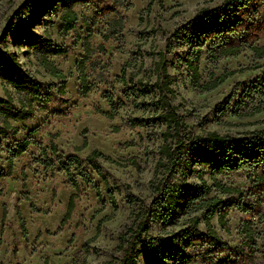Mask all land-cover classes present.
I'll use <instances>...</instances> for the list:
<instances>
[{"label": "rangeland", "instance_id": "obj_1", "mask_svg": "<svg viewBox=\"0 0 264 264\" xmlns=\"http://www.w3.org/2000/svg\"><path fill=\"white\" fill-rule=\"evenodd\" d=\"M224 1L226 0H161V5L156 1L152 2L149 10L147 6L150 0H98L94 5L77 4L73 7L78 18L76 26L65 36H60L57 25L62 3L59 0H0V59L10 58L8 68L0 65V101L11 98L9 108L18 109L24 94L20 84L39 85L42 93L47 87H51L49 102L43 108H39V103H34L35 111L31 118L9 121L18 128L15 135L0 136L1 171L5 170L10 152L15 150L14 144L33 133V142L14 158L12 174L0 179V264H106L110 261L115 264L120 260L122 250L118 248V236L131 224V210L138 208L137 205L127 204L126 197L134 195L145 203L150 202L152 196L148 183L158 158L161 133L165 130L161 121H149L155 116L153 108L135 106L133 97L125 99L122 95L125 89L137 86V79L143 78L150 84L155 81L157 73L153 71V65L156 58L150 56L149 51H164L168 43L173 45L166 55L167 73L174 91L172 103L192 134L216 132L227 134L237 141L250 132L264 129V111L252 116H238L233 112L245 87L255 81H263L264 58L255 59L250 51H244L235 57L219 59L215 68H212L206 56L207 49L214 40L209 41L203 47L199 61L203 80L208 79L210 71L219 74L225 69L239 70L252 65H259V68L238 72L208 92H196L190 85V75L185 68L188 51L196 43L198 34L209 28L207 20L199 16L198 12L203 8L213 9ZM44 5L45 11L40 15L37 9ZM104 8H112L113 12L99 17L91 26L88 38L91 54L85 63V73L91 88L85 96H80L75 64L84 53L82 42L89 33V22ZM263 12L264 0H251L248 6L238 8L228 21L233 23L251 14L260 16ZM210 17L215 20L218 16L211 14ZM189 21L191 24H188ZM29 22L32 24L29 25ZM222 24V20H217L215 26ZM176 29L180 31L179 40L171 39ZM20 31L24 35L18 38ZM107 34L112 37L105 42L102 37ZM187 34H191V38L184 42ZM119 37L121 41L115 40ZM262 43L264 38L257 42ZM50 44L68 49L64 54L47 56L66 75L62 95L57 91L60 80L51 77L38 60L39 48ZM135 58L136 61L133 62ZM128 61L134 64L126 70L124 85L118 81V77L121 67ZM6 71L12 74L7 75ZM130 74H135L131 83ZM104 91L111 92L114 101L121 104L113 119L94 111L96 106L103 111L108 110L106 101L102 98ZM157 93V90L150 92L144 100L149 101ZM140 100L141 96L136 99L137 102ZM245 102L247 107H241L239 113L248 111L258 102L264 106V90L252 93ZM5 105L0 103V108ZM134 118L142 121L130 124L129 120ZM114 127L119 129L113 131ZM83 138L87 140L86 147L76 150ZM125 143H132V146L123 147ZM50 144H54L65 157L76 156L81 167L100 188L98 197L95 189L76 177L80 190L75 199V209L63 226H60V221L74 190L57 165V155L51 152ZM41 148L46 150L47 157L54 163L51 168L40 163L43 159ZM92 150L112 159L136 157L139 162L140 170H137L132 166L123 167L97 160L113 190L116 209L108 202L104 182L86 160ZM70 169L75 174L74 167L71 166ZM210 172L209 168L205 174L209 185L212 184ZM22 174L29 201L21 195ZM214 176L223 184L239 188L243 192L249 186L248 171L245 169L215 172ZM188 183L190 188L198 184L194 172L190 174ZM214 195L220 196L225 203L237 198L235 194L222 195L211 188L209 196ZM247 201L251 199L247 198ZM30 202L36 210L30 208ZM184 204L185 200L173 214L174 225H151L149 233L156 235L174 230L181 231L180 235H184L191 227L189 219L197 216V232L204 234L202 212L187 215L182 209ZM16 205L25 222L26 239L22 237L15 213ZM3 208L6 213L4 221ZM246 218L248 216L232 208L227 215V233L218 225L215 214L211 223L219 241L214 244H191L185 256L195 260L189 264H202V259L208 258L209 251L218 244L237 246L241 241L237 227ZM253 227L257 231V252L251 264H263L264 205L260 217L253 220ZM189 237V234L185 235L182 242ZM226 257L227 254L214 255L215 261ZM136 264H145L144 259L140 257Z\"/></svg>", "mask_w": 264, "mask_h": 264}, {"label": "trees", "instance_id": "obj_2", "mask_svg": "<svg viewBox=\"0 0 264 264\" xmlns=\"http://www.w3.org/2000/svg\"><path fill=\"white\" fill-rule=\"evenodd\" d=\"M98 0H59L62 3L61 14L59 16V24L57 32L60 36H65L71 31L77 23V15L73 7L77 4L94 5ZM156 1L161 5V0H150L147 10L150 9L152 2ZM251 0H226L220 6L213 9L203 8L198 12L199 16L207 20L208 27L201 31L196 39V43L189 49L188 58L185 62V68L190 75L191 88L196 92H208L226 79L238 72L259 68V65H252L241 68L239 70H223L219 74L210 71L208 79L203 80L199 71V61L201 58L203 47L209 42H214L207 49V62L215 68L217 62L221 58L235 57L244 51H250L255 59L264 58V43L257 44L258 41L264 38V12L260 16L255 14L249 15L245 19H237L233 23L228 21L237 12L238 8L246 7ZM238 5L235 6V4ZM38 13L41 15L45 11V5L38 7ZM113 12L112 8H104L97 12L89 22V33L84 37L82 42L83 55L75 64L77 80L79 82L78 93L80 96H85L91 86L87 81L85 73V63L91 54L88 38L90 37L91 26L101 16L109 15ZM215 14L218 17L214 20L210 15ZM217 20H222V26H215ZM32 22H29L31 25ZM188 24H191L189 21ZM180 31L176 29L171 39L179 40ZM24 35L23 31L18 32L17 37L21 38ZM112 36L104 35L103 41H107ZM113 38H115L113 36ZM191 38V34H187L183 39L186 42ZM115 40H120L121 37ZM172 44L168 43L164 51H149V55L156 58L153 65V71L157 73L155 81L150 84L144 81L143 78L137 79V86L125 89L122 95L125 99L134 98L133 104L142 108L151 107L155 116L149 119L150 122L158 120L165 125V130L161 133L162 142L158 147V158L155 163L152 178L148 183L151 193V200L145 203L144 200L128 195L127 204L130 206L137 205V210H131V224L127 226L118 236V248L122 250L120 260L115 264H136L138 259L142 257L145 264H189L195 258L186 257L187 248L194 243L214 244L219 241V237L211 223L214 215H217V223L222 230L229 232L227 226V215L234 208L240 213L248 216L243 219L238 227L237 234L240 235L241 241L235 247L218 244L209 251V257L202 259V264H251L254 254L257 252V231L253 227V220L259 218L264 205V129L250 132L247 136L234 141L229 135L218 134L216 132H204L200 135L192 134L181 117L176 111V107L172 101L174 99V91L171 88L172 81L169 78L166 68V55L172 49ZM67 47L57 45H45L39 48V63L45 71L53 78L60 80L57 89L59 94H64L66 75L56 68L48 59V55L58 56L67 52ZM136 61V58L133 62ZM134 63L126 62L120 69L118 81L126 85V70ZM0 65L5 67L10 66V58L3 57L0 59ZM141 67V65H140ZM6 74H12L6 71ZM135 74L129 75L130 83ZM15 84H19L12 80ZM23 91V100L18 109H10L11 98H7L0 103L6 104L0 108L2 117V125H0V136L8 134L15 135L18 128L10 124V120L22 121L32 117L35 109L33 104L39 103V108H43L50 100V86L42 93L39 85L31 84L25 86L20 84ZM157 90V95L153 94L149 101L144 98L150 92ZM259 90H264L263 81H255L249 84L237 101L233 112L238 116H252L264 111L262 103L258 102L252 105L248 111L239 113L241 107L246 108L245 100ZM141 96L139 102L136 99ZM102 98L106 101L108 110L103 111L98 106L94 108L95 113L100 114L108 119H113L118 114L120 103H116L111 92H102ZM140 118L130 119V124L141 122ZM148 121V122H149ZM119 128L114 127L113 131ZM30 133L24 140L17 141L14 146L15 150L10 152L7 158L5 170L0 171V179L8 177L12 174L13 160L22 154L27 147L33 142ZM87 145L86 138H83L82 143L76 150H81ZM132 146V143H125L123 147ZM50 150L56 154V163L62 170L72 186L74 193L68 199L66 211L60 221V226L66 224L71 218L72 212L75 209V199L79 193V184L76 177L89 187L95 189L96 194L100 197L99 186L93 183L91 175L81 167L80 160L74 156H64L58 151L54 144H50ZM43 159L40 163L51 168L54 163L47 157L46 150L40 149ZM87 162L92 167L96 175L104 182V189L108 193V202L116 209L117 204L113 196V190L109 186L108 181L103 174L97 160L119 165L132 166L140 170L139 162L136 157L124 159H112L111 157L97 151L92 150L87 158ZM74 167L73 174L70 167ZM211 169L210 179L212 184L209 185L205 179V174L208 169ZM245 169L248 171L249 186L246 192L241 189L227 186L219 181L215 176V172L220 171H238ZM195 173L198 184L190 188L188 178L191 173ZM21 195L29 201L28 193L25 189L24 174L21 175ZM211 188L217 190L220 194L237 196L236 200L224 202L220 196H209ZM250 198L251 201H247ZM185 200L182 209L185 214L192 215L197 212H202V221L205 228L204 234L197 232L199 218L193 216L189 219L191 227L186 231V234L180 235L181 231H164L162 233L151 235L149 229L151 225L160 224L162 227L174 225L173 214L181 207V202ZM32 210H36L32 203H29ZM15 213L22 232V237L26 239L25 222L21 217V212L18 205L15 206ZM5 210L3 208L2 221L5 218ZM190 235L184 242V236ZM215 254H227L223 260L215 261ZM106 264H113L112 261ZM264 264V262H263Z\"/></svg>", "mask_w": 264, "mask_h": 264}]
</instances>
